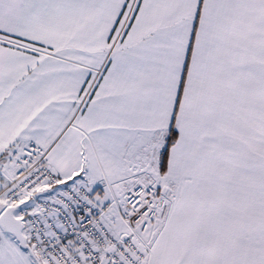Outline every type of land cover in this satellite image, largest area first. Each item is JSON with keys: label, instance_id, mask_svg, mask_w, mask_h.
<instances>
[{"label": "snow or ice", "instance_id": "1", "mask_svg": "<svg viewBox=\"0 0 264 264\" xmlns=\"http://www.w3.org/2000/svg\"><path fill=\"white\" fill-rule=\"evenodd\" d=\"M0 264H264V0H0Z\"/></svg>", "mask_w": 264, "mask_h": 264}]
</instances>
